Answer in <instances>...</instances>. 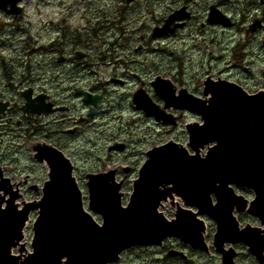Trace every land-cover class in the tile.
Returning <instances> with one entry per match:
<instances>
[{"label":"flooded vegetation","instance_id":"flooded-vegetation-1","mask_svg":"<svg viewBox=\"0 0 264 264\" xmlns=\"http://www.w3.org/2000/svg\"><path fill=\"white\" fill-rule=\"evenodd\" d=\"M179 1L172 11L183 7L188 17L176 22L181 25L172 34L185 28L194 16L193 5L196 0ZM249 1L255 6L251 15L245 14V11L232 15L225 8L223 0L210 2L206 7L205 23H201V27L219 26L222 31L231 27V30L239 34L235 44V49L239 51V57L236 56L238 62L232 65L241 67L243 73L242 81L226 76L222 71L215 75L209 72L205 78L211 81H231L242 86L246 92L254 93L262 88L250 89L245 84L252 79V75L259 79L264 77V0ZM211 10L225 16L229 24L208 23L206 20ZM1 14L7 19L17 20L16 31H25L18 26L22 11L17 15ZM62 22L65 21L52 24L56 33L52 35L53 31L48 40L42 41L35 36L33 43L27 44L30 39L27 36L28 40L22 38L17 41L15 51L22 66H15L13 60L0 61L2 210H21L42 197L50 172V161L40 153L43 149L69 160L86 211L91 213L87 209V176L99 174L107 167L112 168L113 185L120 184L119 189L115 190L120 206L126 207L132 194V183L139 178L146 161L147 150L144 157L136 161L131 159L130 153H126L133 134L141 133L135 130L139 131L142 123L147 130L148 120H151L162 128L175 131L181 128L182 136L186 139L184 125L198 118L188 108L175 107L171 103L184 105L185 101L178 97L181 92L186 98L189 95L203 97L202 83L199 91L191 89L183 78V72L170 77L159 73L148 77L145 62L150 40L162 37H153L143 27L114 29L109 48L107 46L105 50L96 53L88 43L89 39L70 33L69 26ZM253 45L255 49L247 52ZM27 46H31L30 49ZM10 47L14 48V44ZM38 51L44 55L43 60H35L31 56ZM254 67L257 72L253 74ZM105 69L109 72L107 78ZM157 77L170 79L175 96V99L168 101L171 103H166L155 92L152 82ZM95 97H98L97 101L93 102ZM109 97L112 106L104 109L102 106ZM138 97L142 100L150 98L154 107L175 118V125L163 124L149 115L142 105H138ZM104 137L108 139L104 140L108 147V154L104 158L106 166L102 168L101 158L96 156L94 159L100 166L81 171L69 147L80 142L96 146ZM185 139L182 141L186 142ZM114 155L124 157L115 159ZM37 156H43V159L38 160ZM128 184L131 185L130 189L127 188ZM228 187L225 197L221 199L220 208L214 209L218 199L213 193L210 194L208 212L200 213L201 207L191 205V199L179 196L160 201L156 209L166 222L175 220V223L188 229L192 225L200 228V246L171 235L159 244L128 248L107 264H264V186L251 188L230 183ZM91 214L97 223L101 221L99 214ZM37 216V210L29 213L24 244L27 243V231Z\"/></svg>","mask_w":264,"mask_h":264},{"label":"water","instance_id":"water-1","mask_svg":"<svg viewBox=\"0 0 264 264\" xmlns=\"http://www.w3.org/2000/svg\"><path fill=\"white\" fill-rule=\"evenodd\" d=\"M20 1L0 0V10L17 15ZM217 12L211 10L208 21L226 23ZM187 15L183 7L174 11L162 26L153 29L152 36L172 33L181 25L174 22ZM152 85L166 103L175 99L169 79L157 77ZM202 95L186 98L181 92L178 97L185 101L183 106L168 102L188 108L201 122L185 124L186 145L169 140L146 152L126 207L120 206L115 193L120 184L113 185L112 169L87 176L88 208L101 215V225L83 209L69 160L40 150L50 161L41 199L21 210L0 209V264H106L130 247L159 244L171 235L200 246L201 229L194 225L185 228L175 220L166 222L156 210L160 201L189 198V204L201 207L199 211L204 213L211 193L218 199L214 209L221 207L230 183L264 186V90L249 94L236 83L207 78ZM138 103L156 120L175 125V119L154 107L150 98L138 97ZM34 210L38 216L32 225L31 251L23 254V228ZM15 248L16 255L12 253Z\"/></svg>","mask_w":264,"mask_h":264},{"label":"rangeland","instance_id":"rangeland-1","mask_svg":"<svg viewBox=\"0 0 264 264\" xmlns=\"http://www.w3.org/2000/svg\"><path fill=\"white\" fill-rule=\"evenodd\" d=\"M215 1L196 0L193 5L194 16L185 28L176 34L170 33L167 37H163L166 36L163 35L161 39L150 40L145 62L149 73L148 77H153L156 73L170 77L183 72V78L187 81V85L191 89H198V91L201 88L202 80L209 72L215 75L222 71L224 75L242 81L241 67L232 65L233 62H238L236 56L239 57V51L235 49V44L239 34L235 30H231V27L226 31H222L219 26L204 25L201 27V23H205L207 5ZM223 1L225 8L232 15H238L241 11H245V14H253L252 10L255 6L249 0ZM179 2V0H136L129 5L124 0H22L23 11L18 26L25 30L24 32L16 31L17 20L7 19L0 11V61L13 60L15 66H22L15 51L17 41L22 38L28 40L27 36H30L27 44H32L35 36L42 41L48 40L53 31L52 35L56 33L54 27H51L52 24H57L61 20L65 21L62 24L69 26L70 33L79 34L83 38L89 39L88 43L94 47L93 50L97 53L105 50L112 43V30L114 29L143 27L146 33L148 31L152 33L155 26L162 25L159 23L163 22V19L172 12L173 7ZM236 17L238 18V16ZM12 44H14V48L10 47ZM27 47L30 49L31 46ZM250 47L246 50L247 52L255 49L254 45ZM247 52L245 53L247 54ZM31 56L35 60L44 59V55L40 51L32 53ZM102 70L104 72V69ZM105 71L107 78L109 72L106 69ZM256 72L257 69L254 67L252 73ZM251 78L245 84L248 88L264 89V77L259 79L252 75ZM111 102L112 99L109 97L102 107L105 109L107 106H112ZM144 125V123L140 125L139 131L135 130V132L141 133L133 134V139L126 152L130 153L131 159L135 161L139 157H144V152L154 144H161L170 139L185 142L182 141L185 138L182 136L181 128L177 131L162 128L161 125L155 124L151 120H148L147 130ZM105 139L108 141L105 137L101 138L96 146L92 147L87 146L84 142L69 147V151L74 155L81 171L99 167L100 164H97L95 160L96 156L101 158L102 168L106 166L104 158L108 154V147ZM113 157L116 159L124 156L114 155ZM110 159L112 160V156ZM127 188L130 189L131 185L128 184ZM31 237L30 228L26 235L27 246Z\"/></svg>","mask_w":264,"mask_h":264}]
</instances>
